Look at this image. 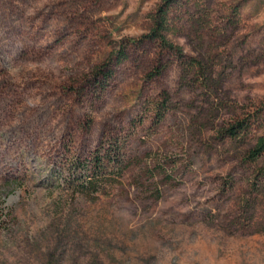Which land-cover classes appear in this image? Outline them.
Wrapping results in <instances>:
<instances>
[{
    "label": "rangeland",
    "instance_id": "1",
    "mask_svg": "<svg viewBox=\"0 0 264 264\" xmlns=\"http://www.w3.org/2000/svg\"><path fill=\"white\" fill-rule=\"evenodd\" d=\"M163 1L0 0V264H264V0Z\"/></svg>",
    "mask_w": 264,
    "mask_h": 264
},
{
    "label": "trees",
    "instance_id": "2",
    "mask_svg": "<svg viewBox=\"0 0 264 264\" xmlns=\"http://www.w3.org/2000/svg\"><path fill=\"white\" fill-rule=\"evenodd\" d=\"M177 0H164L163 6L158 11L159 16V22H157L156 29L152 32V37L159 38L160 42L167 46L168 49L174 50V48L171 45H168L165 43L163 38L161 37L160 32L162 31L164 27V19L167 14L168 9L172 6L173 3H175ZM176 54L181 56L180 50H175ZM98 83V82H97ZM237 128H240V130H237ZM241 130H244V127L242 125H236L235 127H232L228 129L227 134L232 137L233 139L238 136V134L241 132ZM111 147V146H110ZM109 147V149H110ZM264 151V140L259 139L255 148L252 149L249 153V157L251 160H254L257 158L262 152ZM106 157V166L105 162H101V159L97 158L93 161V168L92 171H90V174L84 181L82 188L84 191H89L94 189V186L98 183V180H100L105 174L106 171L110 168H113L116 172H118L119 175H121L122 167H121V161H119V152L118 151H110L106 150L104 152ZM111 165V166H110Z\"/></svg>",
    "mask_w": 264,
    "mask_h": 264
}]
</instances>
